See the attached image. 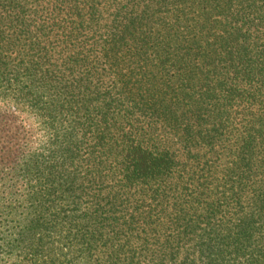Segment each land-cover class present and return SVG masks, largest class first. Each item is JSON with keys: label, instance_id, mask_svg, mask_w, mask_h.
Returning a JSON list of instances; mask_svg holds the SVG:
<instances>
[{"label": "trees", "instance_id": "1", "mask_svg": "<svg viewBox=\"0 0 264 264\" xmlns=\"http://www.w3.org/2000/svg\"><path fill=\"white\" fill-rule=\"evenodd\" d=\"M0 264H264V0H0Z\"/></svg>", "mask_w": 264, "mask_h": 264}, {"label": "rangeland", "instance_id": "2", "mask_svg": "<svg viewBox=\"0 0 264 264\" xmlns=\"http://www.w3.org/2000/svg\"><path fill=\"white\" fill-rule=\"evenodd\" d=\"M69 254V252L68 251H66L65 253H64V255H65V258L67 259V260H69L67 257H66V255H68Z\"/></svg>", "mask_w": 264, "mask_h": 264}]
</instances>
